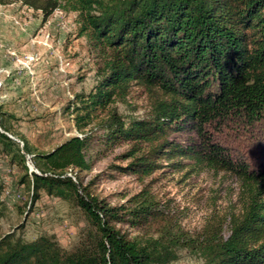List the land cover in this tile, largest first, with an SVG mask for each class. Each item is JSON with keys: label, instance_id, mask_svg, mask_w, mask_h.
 <instances>
[{"label": "trees", "instance_id": "1", "mask_svg": "<svg viewBox=\"0 0 264 264\" xmlns=\"http://www.w3.org/2000/svg\"><path fill=\"white\" fill-rule=\"evenodd\" d=\"M13 1L39 10L43 20L57 8L75 12L78 36L85 37L101 62L95 71L99 81L85 101L78 100L73 124L83 128L107 112L101 124L105 145L145 143V152L136 154L139 149L132 147L121 155L130 158L121 171L148 175L158 168L159 158L188 156L193 165L235 173L243 208L230 216L226 237L221 224L211 223L193 239L168 225L158 201L145 189L131 196V205H108L79 184L76 172L90 163L83 151L86 137L73 135L49 151L30 154L33 169L23 165V179L32 187V198L43 190L73 201L87 221L83 236L64 249L49 235L22 241L7 233L0 238V264H167L179 248L192 250L204 264H264V147L259 164L248 169L216 143L204 141L194 150L165 139L167 130L178 128L175 123H193L200 132L202 125L220 120L264 122V0L0 3ZM131 83L153 91L150 119L125 123L108 111ZM123 223L147 229L130 237L119 229Z\"/></svg>", "mask_w": 264, "mask_h": 264}, {"label": "rangeland", "instance_id": "2", "mask_svg": "<svg viewBox=\"0 0 264 264\" xmlns=\"http://www.w3.org/2000/svg\"><path fill=\"white\" fill-rule=\"evenodd\" d=\"M100 57L78 36L75 12L54 9L44 20L41 12L18 1L0 3V238L30 241L49 235L69 249L83 236L87 221L73 201L38 190L23 179L32 170L30 154L49 151L70 136L86 137L84 156L89 168L76 172L81 186L108 205H131V196L145 189L156 201L168 225L198 238L204 226L220 225L228 234L230 216L243 208L241 180L228 171L193 165L188 156L156 160L158 168L148 175L121 171L130 158L121 157L132 147L145 152V143L120 141L105 145L101 127L107 112L83 128L73 124L75 108L94 91L99 81ZM77 94L83 96L79 99ZM153 91L131 83L123 98L108 105L125 123L150 119ZM172 127L165 139L180 148L201 149L208 141L224 148L236 164L254 169L262 158L264 122L250 125L242 120L215 121L195 129L193 123ZM25 151H28L26 153ZM22 155V158L19 156ZM28 173V172H27ZM127 236L143 235L147 228L119 224ZM217 227V226H216ZM167 264H204L187 248L176 251Z\"/></svg>", "mask_w": 264, "mask_h": 264}, {"label": "built area", "instance_id": "3", "mask_svg": "<svg viewBox=\"0 0 264 264\" xmlns=\"http://www.w3.org/2000/svg\"><path fill=\"white\" fill-rule=\"evenodd\" d=\"M66 174H67V175H70V173H69V169H67Z\"/></svg>", "mask_w": 264, "mask_h": 264}]
</instances>
